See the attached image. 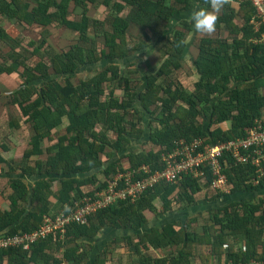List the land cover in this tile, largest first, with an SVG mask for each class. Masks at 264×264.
<instances>
[{"label":"trees","instance_id":"1","mask_svg":"<svg viewBox=\"0 0 264 264\" xmlns=\"http://www.w3.org/2000/svg\"><path fill=\"white\" fill-rule=\"evenodd\" d=\"M200 9L216 16L213 32L195 30ZM6 20L16 31L36 26L40 38L14 35ZM55 26L77 39L55 48ZM154 52L162 60L144 71L137 57ZM4 77L18 83L9 94L21 117L5 119L0 140V238L96 201L124 166L163 169L176 139L244 137L264 113V21L252 0L219 10L211 0H0ZM236 161L223 156L228 193L211 187L210 170L162 179L27 248L0 245V264H264V175Z\"/></svg>","mask_w":264,"mask_h":264},{"label":"built area","instance_id":"2","mask_svg":"<svg viewBox=\"0 0 264 264\" xmlns=\"http://www.w3.org/2000/svg\"><path fill=\"white\" fill-rule=\"evenodd\" d=\"M257 6L258 17L264 21V0H252ZM259 22H256V25ZM171 150L163 153L165 167L152 173L149 165L141 167L124 166L115 180L109 183L108 187L100 193L96 201L86 199L85 204L79 206L71 214H63L56 222L44 223L37 230L31 233H17L12 236L0 238V245H21L29 247L31 242L46 237L57 230L66 231V224L73 220H87L88 215L94 213L102 206L115 202L117 199L136 200L140 194L149 186L165 179L168 181H180L185 175L191 174L197 178H203L207 171H211L213 180L211 187L220 189L226 193L230 192L228 176L225 172L223 156L232 152V155L239 162L252 163L258 168L259 177L264 175V113L256 119L253 126L246 127V135L228 141L209 143L203 137H196L192 140L179 138L174 141ZM246 149V152L243 151ZM225 161H227L225 159ZM236 161V162H237ZM227 164V162H226ZM143 171V172H142ZM143 173L148 175L143 176ZM258 182V180H255ZM225 246H228L225 244ZM63 264H67L64 262Z\"/></svg>","mask_w":264,"mask_h":264},{"label":"rangeland","instance_id":"3","mask_svg":"<svg viewBox=\"0 0 264 264\" xmlns=\"http://www.w3.org/2000/svg\"><path fill=\"white\" fill-rule=\"evenodd\" d=\"M105 8L104 7H99V8H95V7H91L89 14L92 17H96V16H100L101 19H105L106 16L108 15L107 12H103ZM77 12V11H76ZM74 11V4L71 5V13H70V17L74 18V17H78L77 13ZM76 13V14H75ZM77 15V16H76ZM8 30L10 32H13L14 35L18 36L19 33L18 31L22 32L25 36H28V38H30L32 36V38H40L41 35V29H38L36 26L35 28H30V29H23L22 26L17 25L19 27L20 30L16 31L15 28H12L13 25L8 22ZM16 26V25H14ZM55 29H53L52 32V43L54 44V47L56 48H60V49H65L67 48L73 41H75L77 39L78 33L76 32H71L70 29H68L65 26H55ZM100 40H99V44H100ZM145 54V53H144ZM140 57V58H139ZM138 58V65L145 71L147 68L155 66L156 63H160V61L162 60V57L160 56V54L158 53H147L144 57H142V55L139 54ZM136 58V59H137ZM82 71H84V69H82ZM94 70H87V72H82L79 74V77H84V76H88L90 75V73H94ZM15 78V77H13ZM187 79L184 78V81H187V83H189L190 79L188 77H186ZM195 78V77H194ZM193 78V79H194ZM18 87V83L15 82L14 79H8L6 77H4V79L0 80V92L2 93V96L0 98H3L2 100H0V119H3L4 121H2L1 123H3L2 125H0V140H2V138L6 135V131L8 132V124L7 121L5 122V119L8 118L9 116L11 117V115H15V116H20V111L18 109V107L16 105H13L11 103V97H10V90L14 89ZM121 93V92H118ZM11 105V108L10 106ZM9 112H8V111ZM8 115V116H7ZM229 124V123H228ZM224 127H226L225 124H223ZM28 131V130H27ZM27 131L23 130L20 132H17L15 134V139H18V144L22 145L21 148L19 147V149H25V145L28 142L27 137L28 135H23L22 134H27ZM19 133V134H18ZM21 134V135H20ZM12 139H10L11 141ZM15 140V141H16ZM18 151V148L16 149V151H14L13 149L10 152H6L7 157L9 156H17L16 152ZM260 194V193H258ZM263 194V193H262ZM1 203L5 202L4 196H2L0 198ZM160 219V217H159ZM122 251V250H121ZM118 253V252H117ZM130 256H128L127 254H123L122 259L123 261H128L130 260Z\"/></svg>","mask_w":264,"mask_h":264},{"label":"clouds","instance_id":"4","mask_svg":"<svg viewBox=\"0 0 264 264\" xmlns=\"http://www.w3.org/2000/svg\"><path fill=\"white\" fill-rule=\"evenodd\" d=\"M224 0H211V7L219 10L223 6ZM193 26L197 32L211 33L215 30L216 16L205 9L194 10L191 13Z\"/></svg>","mask_w":264,"mask_h":264},{"label":"crops","instance_id":"5","mask_svg":"<svg viewBox=\"0 0 264 264\" xmlns=\"http://www.w3.org/2000/svg\"><path fill=\"white\" fill-rule=\"evenodd\" d=\"M7 21V20H6ZM9 22V21H8ZM4 23V26L7 28V26H8V23L7 22H3ZM15 24V23H14ZM14 24H12L13 25V27H14ZM12 27V28H13ZM8 30V29H7ZM9 31V30H8ZM223 124H225L226 125V127H228V123L227 122H224ZM128 163H129V161L128 160H125V162H124V165H128ZM263 195H264V193H263ZM54 201H55V199H54ZM155 220H157L156 218H154V221L153 222H155ZM114 235H112V236H110L109 238H111V237H113ZM131 260V259H130Z\"/></svg>","mask_w":264,"mask_h":264}]
</instances>
